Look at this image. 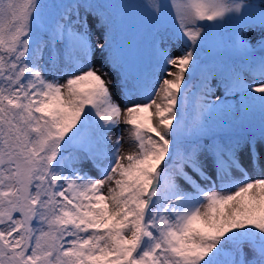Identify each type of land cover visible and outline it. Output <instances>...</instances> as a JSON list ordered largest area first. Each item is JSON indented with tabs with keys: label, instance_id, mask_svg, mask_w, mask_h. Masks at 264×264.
<instances>
[{
	"label": "snow or ice",
	"instance_id": "6c2138e0",
	"mask_svg": "<svg viewBox=\"0 0 264 264\" xmlns=\"http://www.w3.org/2000/svg\"><path fill=\"white\" fill-rule=\"evenodd\" d=\"M0 264H264V0H0Z\"/></svg>",
	"mask_w": 264,
	"mask_h": 264
},
{
	"label": "rangeland",
	"instance_id": "374dc122",
	"mask_svg": "<svg viewBox=\"0 0 264 264\" xmlns=\"http://www.w3.org/2000/svg\"><path fill=\"white\" fill-rule=\"evenodd\" d=\"M123 127V126H122ZM112 135L114 136L115 133H112ZM125 139L127 140V134L125 133ZM125 149H127V145H125Z\"/></svg>",
	"mask_w": 264,
	"mask_h": 264
}]
</instances>
